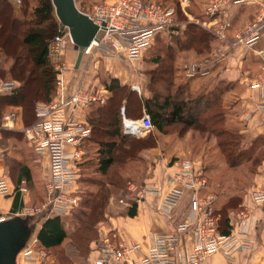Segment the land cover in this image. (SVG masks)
<instances>
[{"label": "crops", "instance_id": "obj_1", "mask_svg": "<svg viewBox=\"0 0 264 264\" xmlns=\"http://www.w3.org/2000/svg\"><path fill=\"white\" fill-rule=\"evenodd\" d=\"M10 1L16 9L17 16H23L21 4L26 0ZM28 1L30 7L27 16L33 13L38 4V0ZM114 1L75 0V3L81 12L91 15L96 6ZM209 2L210 0H183L180 3L181 9L189 19L188 23L200 26L213 36L206 53L199 52L196 47L186 44L187 39L183 33L186 24L176 17L177 30L180 34H159L153 45L144 51L142 60L138 62H128L118 58H100L94 55L84 56L77 68L78 52L75 55V49L70 47L62 59L67 69L58 77L62 78L64 86L62 90L57 88V96L52 103H58L63 96L69 97L78 90L102 96L105 101L110 100L113 93L107 89L106 84L117 80L122 87H127L129 91L134 92L135 104L129 102L128 118L139 119L144 109L148 112L149 105L155 101V95L163 96V100L170 98L168 101L173 102L176 95L181 94L183 101L191 106L196 102L201 88L212 90L223 84L226 87L223 100L230 105L234 102L231 114L233 113L238 119L241 134L250 140L264 136V111L259 108L261 104H264V92L250 87L257 80L264 66V30L260 32L258 41L252 47L246 42L238 44L237 40L238 37L245 36L246 29L251 24L260 22L264 26V0H253L251 3H226L222 13L214 16L207 13ZM193 4H196L194 11H188L187 7ZM56 18L58 19L57 15ZM220 31L226 39L218 36ZM261 51L263 55L259 54ZM202 61L207 62L210 76L187 79L183 65L188 62ZM57 66L58 63H56V70ZM126 104L124 100L121 106ZM9 108L11 109L6 115L15 114L16 118L14 126L4 130L23 133L25 127L22 109ZM88 109L87 107L75 111L73 120L87 125ZM172 110L171 105L165 109L168 113ZM167 131L168 134H162L154 130L136 137L143 139L149 135L155 136L157 145L142 150L139 152L138 159L129 160L123 164L120 175L129 182V185L133 181H143L142 185H157L167 189L171 177L177 170L174 166L176 163L194 159L206 163L212 159L210 154L205 152V147L199 145L191 147L194 141L187 143L186 139L173 135L171 127L167 128ZM12 140L15 141L13 144L10 143ZM27 143L25 140L23 143L6 138L0 131V148L3 150L0 156V179H7L12 190L11 196H0V219L15 217L24 208L31 207L30 205L34 202L40 203L42 191L45 192V198L47 197L46 185L50 180V158L48 155L37 156ZM67 149L70 150L71 147L67 146ZM16 164L29 170L31 182H27L26 177L21 174V169L15 173ZM206 170L208 180H215L218 172L214 171L213 166L207 164ZM39 172H41L44 186L37 183L35 175ZM17 182H19L18 185ZM209 191L215 194L210 184ZM129 192L134 197L130 187ZM259 192L264 194V160L259 166L257 175L254 176L253 186L242 196V203L239 206V208L246 207L250 213V220L246 226L249 249L234 252L230 256L221 253L212 255L206 259L205 264H264V203L257 204L253 198L254 194ZM189 197L190 194L187 193L171 212L163 210L160 197L148 196L137 204L132 198L133 203L137 205V214L134 217L124 213L107 217L109 226L100 229V239L93 243L88 263L96 256L95 247L105 239L115 244L124 243L129 246L138 244L140 247L135 258H144L157 234L172 232L178 223L193 218L189 211ZM60 218L64 220L65 217ZM46 219L49 218L39 219L40 224L34 226L31 233L34 240H37L38 232ZM219 226L223 235L230 233L231 226L226 227L222 223ZM194 245L195 239L192 235H183L180 246L181 255L189 254Z\"/></svg>", "mask_w": 264, "mask_h": 264}, {"label": "built area", "instance_id": "obj_2", "mask_svg": "<svg viewBox=\"0 0 264 264\" xmlns=\"http://www.w3.org/2000/svg\"><path fill=\"white\" fill-rule=\"evenodd\" d=\"M253 0H210L207 13L220 15L224 5L237 2L251 3ZM91 20L98 26V32L84 56L97 55L100 58H118L128 62L142 60L144 51L149 49L159 34L179 35L175 20L176 10L165 7L161 3L148 0H115L96 6ZM264 26L260 22L251 24L245 36L238 37V44L246 42L254 46ZM223 31V30H222ZM218 36L226 39L223 32ZM68 28L62 29L50 42L49 55L60 61L57 66L58 77L67 69L62 59L74 46ZM263 55V52H259ZM187 79L208 78L211 74L207 62H188L183 65ZM64 82L58 78L57 87L62 90ZM252 89L264 92V66L257 80L251 84ZM17 83L0 77V96L12 94ZM105 99L90 92L78 90L69 97L63 96L58 103L39 105L37 122L24 128L23 133L30 147L37 156L48 155L50 158V180L46 185V202L40 207H26L15 217L1 218L0 222L14 218H50L70 216L81 206L78 195L80 178L79 164L84 158L81 149L83 142L90 137L91 129L85 124L73 120V114L92 104H103ZM264 111V104L259 107ZM124 134L139 137L154 131L151 115L144 109L142 117L130 119L125 115V107L121 108ZM15 114L4 116L0 131L14 126ZM67 146L71 149L68 150ZM3 150L0 148V156ZM177 170L171 177L167 189L157 185H130L134 193L133 200L137 204L148 196L162 199V208L168 212L174 210L181 199L189 193V211L193 216L189 221L180 222L174 231L157 234L151 248L142 259L135 256L139 245L115 244L108 239L101 241L94 249L95 258L90 264H205L208 257L221 253L230 256L232 253L249 249L247 223L250 213L246 207L228 213L231 230L228 235L220 233L219 215L217 213V195L209 191L206 166L198 160H184L174 165ZM12 190L7 179H0V196H11ZM254 202L264 203V194L255 193ZM122 203L124 201H121ZM133 204H126L131 207ZM190 234L195 239L192 251L181 255L182 236ZM38 240L29 241L18 253L16 264H48V252L38 249Z\"/></svg>", "mask_w": 264, "mask_h": 264}, {"label": "trees", "instance_id": "obj_3", "mask_svg": "<svg viewBox=\"0 0 264 264\" xmlns=\"http://www.w3.org/2000/svg\"><path fill=\"white\" fill-rule=\"evenodd\" d=\"M148 1H156L165 7L175 8L176 18L186 24L183 32L185 35L183 36L187 39L185 41L186 44L196 47L199 52H204L208 49L209 42L213 40V36L200 26L188 23L189 20L184 21L180 4L174 6L167 0ZM29 7V1H23L21 4L23 16L19 17L10 0H0V52L5 56L6 61H11L10 65L7 64V68L5 66V71L2 70L3 68L1 69L0 65V77L2 76L1 78L4 80L14 81L19 84L11 95L0 96V101H5L7 106L20 107L22 109L25 128L31 127L37 122L36 112L38 106L51 104L57 96L58 71L55 70V66L50 60L49 45L51 40L61 33V24L56 18L52 0H38L33 13L27 16ZM30 65L38 72L39 79L27 76L29 71L26 70H29ZM6 75H9L10 78H6ZM106 85L107 89L113 93V97L103 104L95 103L88 107L87 125L91 129V135L81 146L84 151V158L79 164L80 178L78 181V195L81 198V206L70 215L74 217L73 221H75L77 227L73 231L74 235L85 228H89L88 226H90L92 220L93 225L96 224L98 221H94V218L97 215V218L103 216L111 197V193L105 188V183L108 177H112L115 168L118 165L123 167V164L129 160L138 159L139 152L157 145L155 136L149 135L143 139L136 138L132 140L135 137L124 134L121 105L126 100L127 104L124 107L125 115L128 118L129 102L135 104L134 92L129 91L127 87H122L117 80ZM225 91L226 87L223 84L212 90H203L198 94L196 102L191 106L183 101L181 94L176 95L173 102L168 101L170 98L163 100V96L155 95V101L148 107L154 130L162 134H168L167 128L170 127L172 130L177 127L180 132L184 129L195 128L197 130L201 127V129L208 131L207 128L213 127L211 132L216 137L223 139L225 136H229L225 129L221 130V132L216 130L217 125L225 124L228 119L231 121L233 117V113L227 115L225 112L221 115V112H216L222 107L223 109L229 107L230 112L232 111L233 104L230 105L223 100ZM169 105L173 107V110L168 113L165 109ZM140 111L142 114V108ZM204 114L205 116H203ZM208 114L211 115L208 116ZM236 130L238 138L241 140L243 138L241 128L238 126ZM14 132L3 129L2 134L7 136ZM19 134L23 137L24 133ZM234 139H237V137L231 135L228 139L219 140V150L226 157L229 167L233 169L242 164L244 159L248 158L247 161H249V155L258 149L252 147L235 154L232 150ZM257 139L251 142L256 143ZM258 160L261 162L262 159L256 157V166L260 164ZM19 169H21V174L26 177L27 182H31L29 170L24 166H20ZM85 170L94 174V176L87 174L89 179L86 180V183L98 188L99 191L96 194L91 193L89 198L87 197L86 200H83V193L80 191V187L82 185V174ZM110 181L111 184L114 183L112 180ZM231 194L225 192L217 194L219 199L216 202V208L220 216L219 224L222 223L226 227L230 226L228 213L232 210H238L242 203V196H233ZM126 214L134 217L137 214V205L133 204ZM67 217L69 216L65 218ZM32 220H34L33 217L24 219V225L30 230V233L33 231V226L30 224ZM220 232L223 234L222 231ZM69 237L65 227V220L60 217H54L43 222L38 232L37 240L39 248L50 251L62 246ZM96 237L91 242L99 239L97 235ZM87 252H90V248H88Z\"/></svg>", "mask_w": 264, "mask_h": 264}, {"label": "rangeland", "instance_id": "obj_4", "mask_svg": "<svg viewBox=\"0 0 264 264\" xmlns=\"http://www.w3.org/2000/svg\"><path fill=\"white\" fill-rule=\"evenodd\" d=\"M167 1H169L171 4L175 6L176 4H180L183 0H167ZM194 6H196V4H193L192 6L187 7V10L193 12ZM181 13H182V19L184 21L189 20L188 17H186V15L184 14L183 10ZM71 47L75 49V55H76L77 54L76 46L74 45ZM204 53H206V50L204 51ZM50 60L53 66L55 67H56V63H60V61H58L57 59L51 58ZM7 64L10 65L11 61H6L5 56L0 52L1 69L3 68L2 70H4L5 66L7 68L8 66ZM26 71H29L27 76H30L31 78H34V79L37 77L39 79V74L35 70V68L32 67V65H30L29 70H26ZM5 77L10 78L9 75H6ZM200 90L202 92L204 89L201 88ZM9 107H14V106H7L5 101L3 100L0 101V113H1L0 114V118H1L0 125L2 124V122H4V116L9 112L8 110L11 109ZM216 112H221V115H223L225 112L227 113V115L228 114L231 115L229 107L226 109H223L222 107L220 110L218 111L216 110ZM210 115L211 114H208V116ZM203 116H205V114ZM238 126H239L238 119H236L233 115L231 121L230 119H228L225 124L217 125L216 130L217 132H221V130L225 129L228 132L229 136L233 135L237 137V139L233 140L234 147L232 150L235 154L244 149H251L252 147H256L258 149L254 150L252 154L250 153L251 155H249V161H247L248 158L244 159L242 161L243 163L234 169L229 167L226 157L219 150V142H220L219 140L228 139L229 136H225V138L223 139L216 137V135L211 132V130L213 131V127L207 128L208 131L201 129L202 128L201 127L197 130L195 128L184 129L182 132L177 130V127H175L173 128L171 132L173 135H178L182 137L184 140L186 139L187 143L194 141V143L191 144V147L196 146V145H199L200 147L202 146L203 148L205 147L204 148L205 152L209 153L212 159H210L206 163H203V165H205L206 167H207V164L208 166H213L214 171L218 172V175L217 177H215V180L213 179L208 180V182H210L209 184L211 185L212 192L215 193L216 195L218 193L221 194L223 192L232 193V194L239 195V196L245 195L247 191L251 189V187L253 186L254 176L257 175L259 166L264 160V136L257 137L259 139L256 138L257 139L256 143L251 142L252 140H250L247 137L245 138L244 136L240 140L238 138V133L236 130ZM23 137H24V134H23ZM23 137L19 134L18 131H15L13 134H8L6 136V138L16 139L17 141H22L23 143H24V140L27 142L26 138L24 137L25 138L24 139ZM135 139L136 137L133 138L132 140H135ZM238 141H240L239 144H238ZM13 142L15 141L12 140L10 143L13 144ZM258 156L262 160L261 162L258 160L260 164L256 166V163H257L256 157L259 158ZM20 166L21 165L16 164L14 168L15 173L18 172V168H20ZM122 168L123 167H121V165H118L115 168V172L113 173L112 177H108V179H106L105 188L109 190V192L111 193V197L109 198V202L107 203L108 205L105 208L103 216L97 218L98 217L97 215L94 218V221L95 220L98 221L96 224L93 225V220H92L90 226H88L89 228H85L84 230H81L79 233L74 235L73 231H75V229L77 228L75 221H73L74 217L69 216L64 219L65 227L70 237L64 242L62 246L52 249L50 251H47L50 256V259L47 261L48 264H90V262L88 263V260L92 252L93 243L97 242L100 239V229L103 227L109 226V223H108L109 218L107 217L116 216L118 214H123V213L126 214L130 208L126 206V204L128 203L134 204L132 200L133 198L132 193L129 192V187H130V185L128 184L129 182L125 181L123 177L119 175L121 173ZM87 174H91L92 176H94L93 173L86 172V170L82 174V179H81L82 185L80 187L81 188L80 191H82L83 193L82 195L83 200H86L87 197L89 198L91 193L96 194L99 191L98 188L92 187L91 185L86 183V180L89 179L87 177ZM35 176L37 177V183L39 185L44 186L45 184L42 180L41 172L36 173ZM110 180H112L114 183L111 184ZM142 182L143 181L141 182L133 181L131 183L137 186H142ZM40 198H41L40 203L34 202L30 206L40 207L43 203H45L46 202L45 192L42 191ZM121 201H124V202L122 203ZM116 208H120V209L118 210ZM39 219L41 218H34V220L30 221V224L33 226V228L35 225L40 224ZM31 235L29 237V241L31 242V244H33L34 239H33V236ZM96 235L99 237V239L91 242V240L97 238ZM80 238H82V240H80ZM37 246H38V249H41L39 248L38 243H37ZM88 248H90V252H87Z\"/></svg>", "mask_w": 264, "mask_h": 264}, {"label": "water", "instance_id": "obj_5", "mask_svg": "<svg viewBox=\"0 0 264 264\" xmlns=\"http://www.w3.org/2000/svg\"><path fill=\"white\" fill-rule=\"evenodd\" d=\"M52 2L62 29H69L77 48L76 67L78 68L84 58L85 49L90 46L98 32V26L87 14L77 8L75 0H52ZM30 234L22 218L0 222V264H16V257L28 242Z\"/></svg>", "mask_w": 264, "mask_h": 264}]
</instances>
